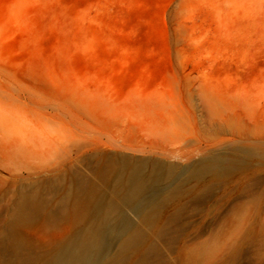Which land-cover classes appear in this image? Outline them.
I'll use <instances>...</instances> for the list:
<instances>
[{
    "label": "rangeland",
    "instance_id": "obj_1",
    "mask_svg": "<svg viewBox=\"0 0 264 264\" xmlns=\"http://www.w3.org/2000/svg\"><path fill=\"white\" fill-rule=\"evenodd\" d=\"M136 163L174 168L151 222ZM93 200L144 234L117 264H264V0H0V264H44Z\"/></svg>",
    "mask_w": 264,
    "mask_h": 264
},
{
    "label": "bare ground",
    "instance_id": "obj_2",
    "mask_svg": "<svg viewBox=\"0 0 264 264\" xmlns=\"http://www.w3.org/2000/svg\"><path fill=\"white\" fill-rule=\"evenodd\" d=\"M169 170L173 171L174 168L171 167ZM169 170L147 175L144 173L143 163L132 165L127 181L120 183L122 202L140 213L144 221L151 222L153 210L161 205L160 200L165 189L163 174ZM92 203L94 213L102 215L101 223L94 225L88 233H79L63 242L44 264H117L125 251L139 247L144 240L143 232L121 213L117 204L108 206L102 212L101 201L93 200ZM31 207L32 205L29 207L27 203L22 205L20 221L31 217L33 214L29 211ZM117 238H120L118 253L109 258V248L112 241ZM9 240L12 251L17 253L21 245L14 230H11ZM145 261L146 259L141 264H147Z\"/></svg>",
    "mask_w": 264,
    "mask_h": 264
}]
</instances>
